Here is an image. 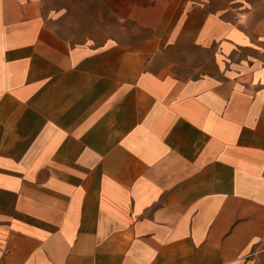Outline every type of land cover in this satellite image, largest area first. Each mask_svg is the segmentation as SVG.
I'll use <instances>...</instances> for the list:
<instances>
[{"label": "crops", "instance_id": "obj_1", "mask_svg": "<svg viewBox=\"0 0 264 264\" xmlns=\"http://www.w3.org/2000/svg\"><path fill=\"white\" fill-rule=\"evenodd\" d=\"M103 1L123 33L97 43L56 0H0V264H264V64L185 78L165 59L226 57L262 21Z\"/></svg>", "mask_w": 264, "mask_h": 264}, {"label": "rangeland", "instance_id": "obj_2", "mask_svg": "<svg viewBox=\"0 0 264 264\" xmlns=\"http://www.w3.org/2000/svg\"><path fill=\"white\" fill-rule=\"evenodd\" d=\"M221 1L239 5L240 10L230 11L231 16L239 14L241 18H246L248 23L261 20L262 24L255 30L254 36L257 38L260 35L264 38V0ZM56 2L58 6L68 8L69 12L62 21L63 25H66L64 26L66 34L76 40L94 39L97 43H101L111 36H120L123 33L119 29V22L113 14L108 12V7L103 0L100 2L98 0H56ZM98 9H101L100 13L97 12ZM127 25L129 26V23ZM219 52L216 41L206 48L191 44L172 46L167 49L165 59L172 60L174 71L185 78L199 73L223 76L222 70L241 69L244 65L249 68H258L259 65L264 64L263 39H256L253 45L230 48L227 56L223 58ZM221 58L223 61H220Z\"/></svg>", "mask_w": 264, "mask_h": 264}]
</instances>
